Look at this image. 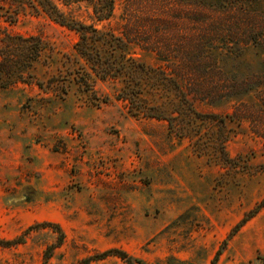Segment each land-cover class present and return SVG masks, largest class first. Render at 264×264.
<instances>
[{"label":"rangeland","instance_id":"1","mask_svg":"<svg viewBox=\"0 0 264 264\" xmlns=\"http://www.w3.org/2000/svg\"><path fill=\"white\" fill-rule=\"evenodd\" d=\"M115 2L105 29L118 34L125 1ZM177 2L161 19L134 16L137 39L196 48L202 70L180 86H204L201 96L175 95L174 66L137 45L123 53L126 70L136 62L132 75L102 80L76 55V33L27 4L10 14L0 1V27L45 46L33 69L43 90L0 91V239L53 222L64 242L48 264H82L109 249L141 264H211L216 252L215 264H264V0H222L209 22ZM86 11L74 15L89 23ZM242 85L255 91L223 92ZM54 238L36 229L0 248V264H43Z\"/></svg>","mask_w":264,"mask_h":264},{"label":"trees","instance_id":"2","mask_svg":"<svg viewBox=\"0 0 264 264\" xmlns=\"http://www.w3.org/2000/svg\"><path fill=\"white\" fill-rule=\"evenodd\" d=\"M3 6H7L9 11L24 10V5L27 4L36 14H44L46 18L54 22L58 26L65 28L69 31L76 33L78 41L74 45L76 55L82 58L85 63L91 66L95 74L102 80L105 79H117L122 73L132 75L134 71V65L136 62L130 60L132 66L125 69V65L122 63L123 53L127 46L137 45L143 47L142 50L150 53H154L157 60L166 64L169 63L174 66L175 70L171 74L178 84L169 86L173 89L175 95L181 96L186 94V91L196 95H203L201 92L204 86L189 84L188 90L180 86L183 82V76L188 71L200 72L202 70L200 61L197 60L195 54L196 48H185L181 51L172 50L169 46V42L166 38H160L161 41L157 42L152 47L151 40L140 41L137 39L138 28L140 23L134 21V16L142 14L152 18V14L159 19L166 16L170 9V2L175 0H124V17L121 15L123 28H121L118 34L113 30H106L105 26H109L112 20L115 19L116 2L115 0H0ZM179 5L178 11L185 12L187 16L193 18H207L209 20L215 19L221 12L220 5L222 0H177ZM81 8H85L87 19L90 21L86 23L76 18L74 13L78 12ZM229 13V10H225ZM17 13V12H14ZM8 18V22H12L14 17L12 15L5 16ZM157 18V19H158ZM194 23L192 25H197ZM210 26L213 24H207ZM98 26H101L98 28ZM161 27H167V24H160ZM205 26V25H204ZM162 37H167L165 34ZM166 40V41H165ZM168 42V43H167ZM44 43L38 36H23L19 34L10 33L6 28L0 27V91H8L13 89H32L36 86L38 89L43 90V83L38 81L33 74L35 64L38 62L41 52L44 49ZM102 52L104 54H102ZM195 56V57H194ZM171 60V61H170ZM168 64V65H169ZM228 83V82H227ZM83 86H88V82L85 80ZM174 86V87H173ZM244 86H230L223 90L227 93V97L236 98L242 94H248L255 91L253 87L243 88ZM260 86H258L259 88ZM50 90L54 91L55 86L50 85ZM130 90H134L133 88ZM133 95V94H132ZM187 95V94H186ZM126 99V98H125ZM242 103H239L236 112H240ZM144 116L151 119L163 120L162 115L158 112H145ZM241 119H244L243 117ZM223 121V120H222ZM223 123V122H222ZM47 228L50 232L55 234L54 243L46 246L43 251V264H48V260L52 257L53 251L64 242V233L61 227L53 222H41L35 223L25 229L20 235L15 238L4 240L0 239V248H10L25 243L27 236L36 229ZM219 252L215 253L211 264H215ZM109 256H115L119 258L123 264H141V261L129 256L126 252L118 249H109L98 253L92 257H88L82 260V264H89L92 260H102Z\"/></svg>","mask_w":264,"mask_h":264}]
</instances>
